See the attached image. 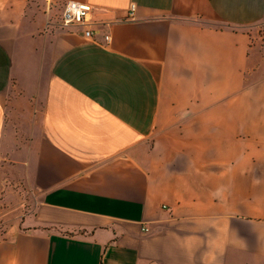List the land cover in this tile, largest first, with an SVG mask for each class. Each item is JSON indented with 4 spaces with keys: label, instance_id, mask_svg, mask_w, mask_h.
I'll return each mask as SVG.
<instances>
[{
    "label": "crops",
    "instance_id": "1",
    "mask_svg": "<svg viewBox=\"0 0 264 264\" xmlns=\"http://www.w3.org/2000/svg\"><path fill=\"white\" fill-rule=\"evenodd\" d=\"M67 1L0 0V264H264V0Z\"/></svg>",
    "mask_w": 264,
    "mask_h": 264
},
{
    "label": "built area",
    "instance_id": "2",
    "mask_svg": "<svg viewBox=\"0 0 264 264\" xmlns=\"http://www.w3.org/2000/svg\"><path fill=\"white\" fill-rule=\"evenodd\" d=\"M91 10L92 8L88 4L74 0H68L63 8L61 26L68 27L73 24L85 25V23L88 21V15L90 14ZM130 10H134L133 5L130 7ZM84 35L88 38H92V32L90 31L84 32ZM104 38L105 41L109 40L108 36H105ZM162 208L168 209V207L165 205ZM143 230L147 229L144 228Z\"/></svg>",
    "mask_w": 264,
    "mask_h": 264
}]
</instances>
